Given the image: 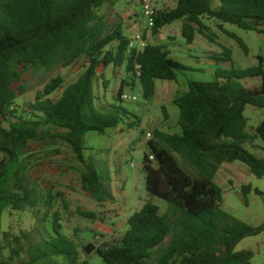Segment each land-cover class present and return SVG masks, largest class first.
<instances>
[{
    "label": "trees",
    "instance_id": "1",
    "mask_svg": "<svg viewBox=\"0 0 264 264\" xmlns=\"http://www.w3.org/2000/svg\"><path fill=\"white\" fill-rule=\"evenodd\" d=\"M110 1L0 0V264H89L91 254L104 264H250L253 251L235 252V247L263 232L264 224L253 228L223 212L222 190L213 180L223 163L233 162L248 167L257 179L264 177V159L244 148H255L254 142L259 141L263 146L258 148L264 152V120L249 133L244 115L247 106L264 109L261 56L255 66L244 70L233 67L228 49L221 57H208L216 66L229 67L215 69L210 81H187L186 90L174 99L176 130L153 132L154 140L148 142L142 160L144 186L149 197L166 202L164 213L146 202L128 218L122 236L98 247L80 244L64 232L51 193L44 199V211L35 215L38 193L25 169L32 144L69 146L84 166L82 191L98 203L111 200L106 181L102 182L91 160L86 163V135L118 129L128 120L124 117L133 115L117 105L128 101L123 100L121 87L113 97L116 103L99 99L95 81L101 82L103 93L110 83L97 76L99 68L125 65L131 83L139 84L146 101L155 94L156 80L174 82L178 72L187 70L171 58L166 45L147 42L139 52L130 49L131 37L122 27L109 29L97 16ZM213 1L175 0L172 8L153 9L154 25L146 33L156 37L164 27L182 21V37L191 45L196 34H203L201 18L207 17L264 35V0H218V9L212 8ZM231 36L246 51L242 40ZM80 60L85 61L84 70L66 87L62 89L64 81L57 76L32 101L16 106L27 93L25 78L30 71L66 68ZM57 91L59 96L53 97ZM140 124L141 119L133 116L120 131ZM176 155L195 174L185 171ZM250 190L249 185L243 186V195ZM7 210L29 212L33 226L17 234L4 231L2 218ZM82 215L95 218L92 213Z\"/></svg>",
    "mask_w": 264,
    "mask_h": 264
},
{
    "label": "rangeland",
    "instance_id": "2",
    "mask_svg": "<svg viewBox=\"0 0 264 264\" xmlns=\"http://www.w3.org/2000/svg\"><path fill=\"white\" fill-rule=\"evenodd\" d=\"M144 0H112L105 3L98 11L108 28L119 25L127 37L142 33L150 44L166 45L171 51V58L184 65L187 70L178 72L177 81H155V94L147 101L143 99L141 88L135 81L131 83V74L125 69L112 66L99 68L97 76L102 75L108 80L109 86L105 93L101 90V82L95 81L97 95L103 103L114 104L113 97L117 95L120 87L122 93L136 97L135 101L117 102L130 115L141 119L139 127L124 129L126 123L132 121L133 116H127L118 129L106 131L100 135L89 133L86 135V148L84 156L86 163L89 160L99 173L102 182L109 186L108 193L111 200L98 203L90 198L81 189V173L84 166L76 159L73 152L64 143L32 144L26 155L25 169L29 182L36 187L38 193L37 207L33 210L44 211L42 205L48 193L56 196V205L62 217L64 232L74 237L80 244L90 243L95 247L106 243L110 239L122 236L128 228L127 220L148 201L160 208L164 213L166 202L149 197L145 191L142 170L143 156L147 154L148 142L154 140L153 132H173L178 118V110L174 99L186 90L187 81H210L215 69L228 68V64L214 65L208 57H221L223 49L231 53L233 67L247 69L257 64V57L264 61V35L244 31L236 26L222 24L214 19L202 17L203 34H196L194 42L187 45L182 37V21H176L164 27L158 36L147 35L145 20L142 14ZM151 8L157 11L172 8L175 0H148ZM218 0L213 1L212 8L218 9ZM234 35L242 40L246 47L244 51L232 38ZM209 37V38H208ZM85 61L62 68L56 67L51 71L32 70L26 75L27 93L17 100L16 106L23 107L34 99L35 93L43 90L53 78L61 77L64 81L62 89L74 81L84 70ZM127 83L130 86H127ZM248 85L256 81L244 82ZM61 91V90H60ZM53 94L58 97L59 92ZM163 110L166 117L163 115ZM247 118V132L254 129L264 120V109L247 106L244 112ZM125 124L124 126H122ZM176 130V128H175ZM147 133L151 136L148 138ZM255 148L244 145V148L258 158L264 159V152L258 147L263 145L254 142ZM181 167L189 174L194 170L185 164L176 155ZM214 183L222 190L220 209L230 216L242 220L253 228L264 224V177L257 179L248 167L239 163H223ZM249 185L251 190L243 195L242 187ZM107 187L106 184H104ZM258 191L260 194H256ZM92 213L95 218L84 217L82 214ZM34 220L29 212L5 211L2 218V228L17 234L19 230H26L33 226ZM49 228V225H47ZM252 250L254 253L250 264H264V231L257 236L247 237L235 247V252ZM85 259L84 254H81ZM89 264H104L100 257L91 254Z\"/></svg>",
    "mask_w": 264,
    "mask_h": 264
},
{
    "label": "built area",
    "instance_id": "3",
    "mask_svg": "<svg viewBox=\"0 0 264 264\" xmlns=\"http://www.w3.org/2000/svg\"><path fill=\"white\" fill-rule=\"evenodd\" d=\"M142 14L145 20V28L146 29H151L154 25V12L153 9L151 8L150 2L148 0H144L142 3ZM147 41L143 40L142 38V33H137L133 35L130 39L129 43V48L130 49H135L137 52L143 50L147 46ZM139 67L136 66V69ZM123 100H131L135 101L136 97H131L128 95H123L122 96ZM151 135L147 133V137L149 138ZM150 161H153V157H149Z\"/></svg>",
    "mask_w": 264,
    "mask_h": 264
}]
</instances>
